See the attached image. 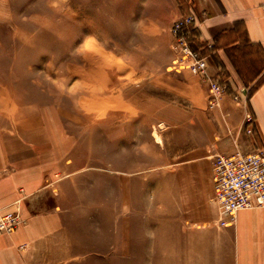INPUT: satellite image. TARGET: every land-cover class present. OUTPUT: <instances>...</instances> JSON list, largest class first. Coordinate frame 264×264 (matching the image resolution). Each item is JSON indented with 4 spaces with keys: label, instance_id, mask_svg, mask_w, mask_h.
<instances>
[{
    "label": "rangeland",
    "instance_id": "374dc122",
    "mask_svg": "<svg viewBox=\"0 0 264 264\" xmlns=\"http://www.w3.org/2000/svg\"><path fill=\"white\" fill-rule=\"evenodd\" d=\"M147 1L0 0V138L11 153L38 128L63 147L34 196L66 211L69 257L54 264H174L175 241L203 221L219 231L203 206L167 200L178 148L158 110L185 87L168 70L175 18Z\"/></svg>",
    "mask_w": 264,
    "mask_h": 264
},
{
    "label": "crops",
    "instance_id": "0c3cea01",
    "mask_svg": "<svg viewBox=\"0 0 264 264\" xmlns=\"http://www.w3.org/2000/svg\"><path fill=\"white\" fill-rule=\"evenodd\" d=\"M152 1L175 20L183 15L180 0ZM186 7V15L196 17L194 44L206 56L207 73L225 90L212 93L199 76L176 69L171 55L168 70L184 79L185 97L158 110L178 148L162 164L172 186L167 200L203 206L201 218L215 216L219 231L215 237L203 221L195 232L200 239L193 240L192 231L190 241H175L174 264H264V206L240 210L232 224L219 226L211 170L217 153L264 151V0H187ZM37 129L21 130L37 142L25 145L19 135L21 145L11 153L0 138V208H18L25 219L12 233L0 232V264H54L69 257L66 211L55 197L42 210L36 203L41 199H34L51 184L63 147L40 140L44 133Z\"/></svg>",
    "mask_w": 264,
    "mask_h": 264
},
{
    "label": "built area",
    "instance_id": "2783aa9c",
    "mask_svg": "<svg viewBox=\"0 0 264 264\" xmlns=\"http://www.w3.org/2000/svg\"><path fill=\"white\" fill-rule=\"evenodd\" d=\"M195 20V15L190 13L176 19L172 25L174 64L177 69L185 68L199 76L212 93L223 92L225 86L214 82L207 73L206 56L189 44L188 30L194 26ZM246 131L250 133L252 128L248 127ZM211 170L219 226L232 224L240 210L264 206L263 150L244 152L237 149L231 153H217L212 156ZM24 221L18 208L11 211L0 208V232L12 233Z\"/></svg>",
    "mask_w": 264,
    "mask_h": 264
},
{
    "label": "trees",
    "instance_id": "16d2710c",
    "mask_svg": "<svg viewBox=\"0 0 264 264\" xmlns=\"http://www.w3.org/2000/svg\"><path fill=\"white\" fill-rule=\"evenodd\" d=\"M196 34H197L196 30L193 27H189V30H188V41H189L190 46L193 49H197V46H195V44H194L195 43Z\"/></svg>",
    "mask_w": 264,
    "mask_h": 264
}]
</instances>
